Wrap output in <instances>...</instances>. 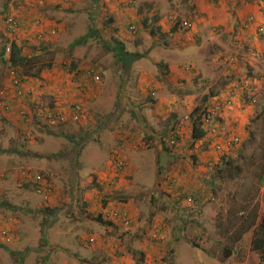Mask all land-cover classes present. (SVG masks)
<instances>
[{"label": "rangeland", "instance_id": "obj_1", "mask_svg": "<svg viewBox=\"0 0 264 264\" xmlns=\"http://www.w3.org/2000/svg\"><path fill=\"white\" fill-rule=\"evenodd\" d=\"M59 1L0 0V46L6 44L8 53L12 40L24 39L23 51L31 56L29 72L45 65L34 77L22 73L30 86L23 85V90L32 95L17 97L7 82L10 63L0 59V89L10 104L8 110L0 108V227H8L11 234L9 243L0 237V264H116L122 254L133 256L137 264H185L191 257L203 264H264V254L250 250L255 224L264 219V40L259 41V55L249 40L256 18L264 16V0L262 5L256 0L259 8L252 0H234L245 9L238 18L246 17L235 20L234 35L242 50L254 48L247 57L256 59L257 71L240 65L216 80L227 62L217 42L226 30L220 22L208 23L202 12L218 17L223 8L219 0ZM207 1L214 12L200 10V3ZM5 3L9 16L19 21L15 35L4 29ZM174 17L191 18L192 30L172 31ZM249 17L251 23L245 26ZM53 25L55 30L50 29ZM130 25L136 26L135 32ZM90 27L99 36L71 48ZM214 27L223 28L215 33L216 40H196L200 30L214 32ZM190 35L205 60L215 58L202 69L187 58L185 76L178 70L171 75L163 60L147 58H158L159 52L179 56ZM112 39L142 53L141 69L132 64L123 70L103 46V40ZM46 42L45 50L40 44ZM71 61L76 63L75 75L91 77L87 70L93 68L99 84L91 77L80 95L83 82L68 73ZM81 97L88 117L74 120L72 105ZM33 101L64 113L66 119L50 124L42 114L24 118ZM216 106L220 117L212 120L216 127H225V136L213 133L209 125L208 135L193 140L191 118L178 126L184 116L194 118ZM173 126L180 134L170 147ZM232 135L239 141L226 149L224 141ZM132 143L135 155L148 161L141 171L127 169V146ZM113 150L125 158L123 170L111 167ZM103 161L100 170L96 163ZM22 169L48 179L53 188L49 203L22 181ZM112 208L129 211L130 227L96 220Z\"/></svg>", "mask_w": 264, "mask_h": 264}, {"label": "crops", "instance_id": "obj_2", "mask_svg": "<svg viewBox=\"0 0 264 264\" xmlns=\"http://www.w3.org/2000/svg\"><path fill=\"white\" fill-rule=\"evenodd\" d=\"M198 1L199 0H196V4L198 3ZM211 1H214V0H211ZM215 1H218V0H215ZM252 1H255L253 5L256 8H259L263 4V0H259V1H261V5L260 6L256 4V0H252ZM219 2H222L221 4H222L224 9L222 8L221 10L218 11V17H216L217 14H213V16H211L210 14L206 13L207 11L202 12L204 14V16L209 18L207 20L208 23L214 24L215 22H220V23H222L225 26L224 28L226 30L225 31L226 34H224V36H223L224 38H220L219 37V40L217 42L220 45L223 46V48L220 49L221 53L224 55L222 60H226L227 62L222 63V67H224V70H222V72L217 77H215L214 79L216 80V79H220V78L224 77L226 74L230 73L232 71V69L240 68V67H237V66H240V65H244L243 67L246 70L248 69L247 70L248 72L257 71V67L258 66H256V64H255V60L256 59H254L253 57H247V56L250 55V53L252 51H254V48L250 47L248 49V51L242 50L240 44H238V42L236 41L238 36L234 35V33H235V31H234L235 20L239 21V22L240 21L242 22L246 18L244 16V17H242V19H239L238 18V12H242V14H243V11L245 9L243 7H240L241 4H238V3L235 4L234 0H230V3L232 5H227V2L225 0H219ZM204 5H206V7L203 8ZM200 6L202 7V9H200V10L207 9V10H210L211 12H214L213 11L214 7L213 6L211 7L209 5L208 1L200 3ZM227 7H231L230 11H226ZM227 15H228V17H227ZM209 21H211V22H209ZM205 23H206V21L204 22V24ZM256 25L264 26V16L263 15H261L258 19L256 18L254 26L251 27V29H250L251 32L255 34V35L253 34L254 36H252V35L250 36L249 40H251V46H256V48H257L256 49V53L259 55V52L263 51L262 47L260 48V42L262 40H264L263 39L264 38V34H263V36L262 35L259 36V35L256 34V32H255V26ZM222 29L223 28H215V29H213L214 32L213 31L209 32L208 30H207V32H204V31L200 30L199 33H197V35H196V40L197 41L200 40L201 42H203L205 40H210V41H212L213 39L216 40L218 37H217V35L215 33H218L217 31L222 30ZM191 32L192 31H190V33L188 32V34H192ZM194 34H196V33L193 32V35ZM185 39H186V37H185ZM182 44H184V41H182ZM198 48L199 47H197V45L194 44V42L191 40V35H190L189 38H187V43L184 44V46L181 48L184 51V53H181L179 56H173L169 52H163V53L159 52L158 58L150 57L149 55H147V58L150 59L151 61L157 62V63L160 62L161 60H163L164 66L168 69V73H171V75H173L172 73L174 71L178 70V73H181L183 76H185L186 73H184V70L182 69V67L184 68L183 64H184V62L186 61L187 58H191V61L194 63V65L197 68H200V69H202L204 67V65L207 66L209 62H213V60H215L214 57L210 58L209 60H205V57L202 54L201 49H198ZM175 50L172 51V52L175 53ZM234 52H237V53H234ZM166 53H168V54H166ZM262 56H264V55H262ZM139 60L138 61L136 60L133 63L134 64V68L141 69V67L139 66ZM243 67H241V68H243ZM143 70L144 69L142 68L141 71H143ZM155 74H156V72H155ZM31 79L32 78H30V80ZM223 82H225V81H223ZM25 83H24V87L25 86L30 87L29 85H27V83L26 84ZM236 84L238 85V83H236ZM30 105H31V103H30ZM139 106H141V104ZM57 107H58L57 109L61 110L62 106L60 107V105H57ZM149 120H151V121H149ZM149 120H148L149 122L154 123L152 121V119H149ZM184 128L185 127H183L182 132H183ZM133 146H136L135 143H132V144H130V146H127V149L130 150L129 151L130 153L126 151L128 153L126 159H127V164H128L127 169H128L129 172L141 171L143 166L148 163V161L147 162L144 161L143 157H141V158L138 157L137 155H139V154L135 155L136 154L135 152H138V151L133 149ZM90 151L91 150H90V147H89V152ZM86 157H87L86 161L88 162V164L93 163L92 162V155L90 153H88V155L86 154ZM103 164H104V161L96 163V165H100L99 169L102 167L100 170L104 169L105 165H103ZM88 166H90V165H88ZM86 169H87V167H86ZM132 254L136 255L137 252L134 250V251H132ZM120 259L123 261V264H137V263H135L136 259L135 258L133 259V256H131L129 254H125V255L122 254L120 256ZM185 264H203V263H201L200 261H194V259H192V257H191V258H189V260Z\"/></svg>", "mask_w": 264, "mask_h": 264}, {"label": "built area", "instance_id": "obj_3", "mask_svg": "<svg viewBox=\"0 0 264 264\" xmlns=\"http://www.w3.org/2000/svg\"><path fill=\"white\" fill-rule=\"evenodd\" d=\"M7 21L9 22V28H11V31L14 32L17 30V26L15 23V20L12 17H7ZM180 27L183 29H188L192 27V22L189 19H182L180 22ZM251 23V18L249 17L247 21H244L243 24L245 26H249ZM256 32L258 35L264 33V27L259 26L256 29ZM54 33V31H52ZM87 73L91 75L93 78L94 84H99L100 82V76L96 71L92 69H88ZM8 82L11 87H13L15 90V96L17 97H30L32 95V92L30 90H23V85H24V77L21 76V74L17 73L16 70L10 66L8 69ZM253 87H248L247 91L251 90ZM7 93H5L2 89H0V108L4 110H8L10 108V104L6 99ZM77 103L75 107V111H73L72 116L74 120H81V119H86V115L82 112L80 106ZM218 112H220L219 106H216L215 109H210L207 110L206 112L202 113L203 120L206 124L212 125L213 127L211 128V131L213 133H216L220 131L219 134H222L225 136L226 130L225 127H218V129L214 126H218V124L214 125V121L212 120L215 116V118L218 116ZM32 114L36 115H43L46 117V121L50 124H56V123H61L66 119V116L64 113L60 111H54L50 109H44L41 105L38 103H35L32 107V111L30 113H23L24 118H29ZM188 116H184L182 119L179 121L178 126H182L185 124L187 121ZM176 137L175 134L173 137L170 138V145H175L176 144ZM239 141V138L235 135H232L228 138L225 139L224 141V146L226 149H229L232 147L234 144H236ZM111 167L115 171L118 170H123L126 167V160L122 155L117 151L113 150L112 151V156H111ZM20 177L23 182L29 183L32 185L34 191L39 194L42 197L43 203H49L51 194L53 192L52 185L49 183L48 179L39 172L32 171L31 169H22L20 173ZM113 180H111V183ZM187 200L189 202L192 201L191 197H188ZM102 217L106 221H109L112 224L122 226V227H130L131 225V216L129 211L126 208H112L108 210H103L102 211ZM0 237L3 239L4 243H9L11 241V234H10V229L8 227H0ZM88 241L93 243L94 242V237H89Z\"/></svg>", "mask_w": 264, "mask_h": 264}, {"label": "trees", "instance_id": "obj_4", "mask_svg": "<svg viewBox=\"0 0 264 264\" xmlns=\"http://www.w3.org/2000/svg\"><path fill=\"white\" fill-rule=\"evenodd\" d=\"M66 1L68 2L70 0H60L59 2H66ZM93 1L98 3L100 0H93ZM7 7H8V5L6 4L3 6V9L1 10V13L3 14L4 29L6 30L7 34L15 35L17 31L12 32L11 28H9V22L7 21V17H9V12H6ZM4 8H5V11H4ZM186 18L190 19L189 17H186ZM13 19H14V17H13ZM109 20L111 21V18ZM108 22L109 21L107 20L104 22V24L106 25V24H108ZM144 22H145V20H144ZM15 23H16V26H18L17 28H19V21L18 22L15 21ZM50 29L55 30L56 26L53 25V26H51ZM176 29H177V27L172 29V31H176ZM190 29H192V27L188 28V29H184V32H187ZM130 31L132 32V30H130ZM263 34L264 33H262L260 35L263 36ZM91 36H99V30L95 27H90L88 33H86V34L78 37L74 41H72L70 43V47L72 48V47H75L77 45L87 44L88 40L90 39ZM116 40H114V39H112V41L103 40V46L107 51L113 52L114 57L116 59V62L120 63L123 70L128 71L131 68V65L136 60L140 59L143 55H142V53H139L138 51L133 52V51L126 49L125 45L122 41H120L118 39H116ZM10 44L11 45L9 47L8 53L6 52V49H7L6 44H2L0 46V59L3 63H10V65L16 70L17 73L20 72L19 74H21V76H23V74H26V75H30V77H34L37 75L38 72L41 71L42 67L45 66L44 63H41V66H39L37 68V70L35 71L36 73L29 72V69H31V64H29L28 61H30L29 57H31V56L25 54V52L23 51V49L26 46L25 40L23 39L22 41H17L14 39L10 42ZM40 46H41V48L46 50V48L49 47V43L46 42V43L40 44ZM50 65H52V64L51 63L47 64V66H50ZM19 68L22 70H20ZM75 68H76V63L71 61V67H70L68 73L69 74L73 73ZM94 68L96 69L95 66H94ZM75 73H77V72H74L72 79H74L75 77H79L80 82H83V83H81V94L80 95L85 94V91L87 90L86 89L87 83L85 81H87V80L90 81L91 77L85 76L83 74L75 75ZM80 75H83V76L80 77ZM26 77H28V76H26ZM82 78H85V79H82ZM253 88H252V90H253ZM231 99H233V98H231ZM81 100H82V97L79 99V102H77V103H81L78 105L80 106L82 112L86 115V119H87L88 112L86 111L85 105L82 104ZM90 101H91V99H88L87 101L83 100V102H90ZM252 101H255V100L252 99ZM77 103H74L72 105L73 111H75V107H76ZM193 111L197 112L198 108L195 107L193 109ZM217 117H220V116H217ZM188 118H191V120H192L191 137L193 140H199V139H202L206 134L208 135L209 125L204 122L201 113L197 114V116H195L194 118H193V116H188ZM214 127H216V126H214ZM216 128L218 129V127H216ZM168 132H174L176 140L178 139L177 137H179V134H180L179 129L176 130L173 126V127H171V129ZM219 133H220V131H218L217 134H219ZM174 134L171 136H174ZM168 146L173 147V145H170V143H168ZM96 220L99 223H102L103 225H105L107 223L105 221V219H103L101 212L98 215V218H96ZM251 226L252 225H249L248 228H250ZM229 248H231V247H229ZM226 250H227L226 255H229V253L231 252V249H228L226 247ZM250 250L264 254V219H261L258 224H255V227L252 231L251 240H250ZM116 264H123V261H117Z\"/></svg>", "mask_w": 264, "mask_h": 264}, {"label": "clouds", "instance_id": "obj_5", "mask_svg": "<svg viewBox=\"0 0 264 264\" xmlns=\"http://www.w3.org/2000/svg\"><path fill=\"white\" fill-rule=\"evenodd\" d=\"M182 19H187L186 17H184V18H181V19H177V18H175L174 17V19H173V26H174V28L175 27H177V29H179V30H183L184 31V28L182 29L181 27H180V21L182 20ZM190 21H191V18L189 19ZM259 26H262V25H256V27H255V32H256V29L259 27ZM262 27H264V26H262ZM129 28H130V30H132V32H135L136 31V26L135 25H130L129 26ZM191 30V29H190ZM189 31V30H188ZM257 33V32H256ZM8 50H9V48H8ZM9 66H11L10 64H9ZM10 68V67H9ZM7 73H8V71H7ZM7 76H8V74H7ZM7 82H8V77H7ZM33 103H34V101H33ZM35 103H37V101H35ZM34 103V104H35ZM39 104V103H38ZM40 105V104H39ZM47 109H49V108H47ZM36 115V114H35ZM201 115H202V113H201ZM111 156H112V151H111ZM102 213V212H101ZM106 221V220H105ZM106 222H109V221H106ZM110 223V222H109Z\"/></svg>", "mask_w": 264, "mask_h": 264}]
</instances>
